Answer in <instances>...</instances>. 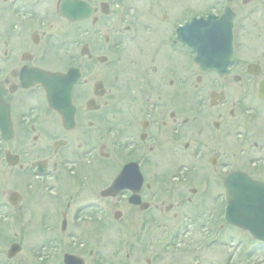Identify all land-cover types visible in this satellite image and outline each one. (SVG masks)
<instances>
[{"label": "flooded vegetation", "instance_id": "af4514ba", "mask_svg": "<svg viewBox=\"0 0 264 264\" xmlns=\"http://www.w3.org/2000/svg\"><path fill=\"white\" fill-rule=\"evenodd\" d=\"M172 1L0 0V264L26 246L31 257L22 264H108L122 251L126 261L160 264L182 244L183 203L191 202L183 172L204 167L196 173L206 195L235 169L264 181L253 173L264 159L250 156L264 151V123L252 128L264 104V0H216L235 14L233 63L222 75L198 74L192 52L175 41L183 0ZM69 69L79 77L72 125L63 127L40 80ZM183 95L198 98L188 114ZM194 123L196 135H183ZM184 139L195 143L190 156L199 164H187L191 170ZM230 141L243 169L220 157ZM119 175L121 190L108 194ZM207 201L221 219L222 194ZM170 218L182 220L172 236Z\"/></svg>", "mask_w": 264, "mask_h": 264}, {"label": "rangeland", "instance_id": "374dc122", "mask_svg": "<svg viewBox=\"0 0 264 264\" xmlns=\"http://www.w3.org/2000/svg\"><path fill=\"white\" fill-rule=\"evenodd\" d=\"M178 4V3H177ZM172 5H176V2L173 0ZM218 10V8H221V4L215 2L214 0H183V20L187 19L190 16H199V15H206L211 13L212 9ZM235 11L237 9L233 8ZM239 12V11H238ZM127 53L129 55H132V50H127ZM229 97L230 95H233V92L228 90ZM202 98L204 100L208 99V89H205L202 93ZM252 99H257L256 97H252ZM200 100V98H199ZM198 102V98L196 96L190 97L189 95H183V103L185 105V109L187 110L186 113L188 114L189 109L192 108L196 103ZM257 107L259 108V116L258 119H254L252 123L253 130H261V126L264 123V104L260 105L258 104ZM253 108V107H252ZM255 108H253L254 110ZM190 113V112H189ZM185 115V117H189V115ZM238 115H249L247 113H243L242 110L237 109L236 116ZM225 120V119H224ZM237 120V117H236ZM227 121V120H226ZM256 124V125H255ZM195 123L186 125L185 128H183V135H196L194 132ZM256 126V127H255ZM194 131V132H193ZM211 132H213L215 135H220V137H223L224 135H227L228 133H232L230 136V139L232 143L234 141H237L240 139L237 135H233L234 130H231L230 132H225L224 129H221L219 132H215L212 129H210ZM264 134V130H263ZM264 138V135H262ZM226 137V136H225ZM224 137V138H225ZM257 137L251 136V142L259 141ZM189 141L190 148L187 152V155H184L183 158H185V165L187 164H199V162H196L193 160V158L190 156L192 151V147L195 146L194 140H188L184 139V142ZM231 141L229 142V145H225L222 148V145H220L219 153L220 157L221 155H227V161L230 162V165H235L237 169H243L241 167V162L243 160V157L239 155L240 150L238 149V146H235V148H232ZM245 148H248V145H242ZM236 150V151H235ZM227 152V154L225 153ZM232 152V153H231ZM254 152V151H252ZM223 153V154H222ZM231 153V154H230ZM188 156V158H186ZM250 156L256 157L254 158L257 164H259V159L262 157L264 159V151L262 154H251ZM231 160V161H229ZM184 162V161H183ZM259 166V165H257ZM256 166V169H257ZM188 167V166H187ZM190 168V167H188ZM187 168V169H188ZM219 168V167H218ZM186 169V170H187ZM199 170L195 169L193 171H187L189 173L185 174L183 172V178L188 179L186 182H183V193L185 197H191V202L188 204L187 202L183 203V240L181 241V245L172 244V248L170 249L171 252L168 255H165V260L162 261L160 264H264V249L258 247L255 245V242L249 237L248 234L236 230L231 229L228 227H222V220L220 218H217V216H214L215 211L213 212L214 208L211 204H209L208 195H217V192L221 191V188L219 187L220 184L216 181L214 184H211L210 188L208 189V195L202 194L201 192V186H199V176L198 173L201 170L204 169V167L198 168ZM185 171V170H183ZM217 172L220 174V177H222V174L224 173L223 170H220V168L217 170ZM253 173L264 180V166L260 168V170H254ZM193 188V190H196V193H190L189 189ZM223 192V191H222ZM207 199V200H206ZM164 205H167L164 203ZM223 204H220V208L222 209ZM126 213L130 211V209L124 210ZM176 209H173L172 213L175 212ZM211 217V218H210ZM171 223V232L169 231L167 234L172 236L174 233L173 231L179 227L180 222L182 220L180 219H169ZM24 224H30L34 225L32 222H28L27 219L22 220ZM35 227H38L35 226ZM135 227L131 226L130 232L132 233L134 231ZM14 229H12L13 231ZM11 231V232H12ZM129 232V228L127 230ZM216 232H219V237L216 242V244H212L210 247L206 246V243L211 241V239L214 237V234ZM127 235V233H125ZM132 235V234H128ZM162 237V239L165 237L163 232L156 233V238ZM114 240L117 241V236L114 235ZM4 239V237L1 235L0 240ZM149 239V237H148ZM153 239V238H152ZM168 239V238H167ZM121 240V239H120ZM153 242V241H152ZM29 246L25 247V250L22 251V255L16 258L12 259L10 261V264H22L21 257L25 255L28 258H30L31 252H29ZM125 252L122 251L119 254H117V257L113 259H109L108 264L110 262L112 264H136L134 258H132L129 261H126L124 258ZM119 256V257H118ZM1 259L6 260L5 255L4 257L1 256ZM138 257V256H137ZM141 264V263H139Z\"/></svg>", "mask_w": 264, "mask_h": 264}, {"label": "water", "instance_id": "95a60500", "mask_svg": "<svg viewBox=\"0 0 264 264\" xmlns=\"http://www.w3.org/2000/svg\"><path fill=\"white\" fill-rule=\"evenodd\" d=\"M232 15L225 10L220 17L209 15L205 18L190 19L179 30L183 44L195 53L194 64L201 66L199 71L214 70L217 61H229L231 55V22ZM202 64V65H200ZM70 74L65 76L44 77L40 82L46 89L47 98L52 107L65 112L57 100L64 97L69 102V93L74 84ZM264 97V95H261ZM121 176L112 185L120 186ZM226 189L225 221L235 227L248 231L254 239L264 242V183L255 182L242 173H232L224 184Z\"/></svg>", "mask_w": 264, "mask_h": 264}]
</instances>
